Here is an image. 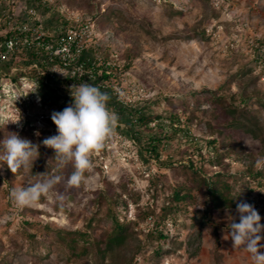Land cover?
I'll return each instance as SVG.
<instances>
[{"label": "rangeland", "instance_id": "374dc122", "mask_svg": "<svg viewBox=\"0 0 264 264\" xmlns=\"http://www.w3.org/2000/svg\"><path fill=\"white\" fill-rule=\"evenodd\" d=\"M37 2L0 0V11L8 7L15 9L14 14L22 15L20 10L27 5L41 7L45 34L53 40L61 26L71 25L75 20L88 21L90 35L85 43V59L95 57L102 63L108 54L109 66L116 67L111 80L99 86L116 98L115 104L122 102L126 108L156 114L161 117L156 125L161 124L166 135L175 130L176 134L156 161L145 151L151 133L143 131L141 140H136L128 127L126 113L117 114L119 125L115 135L91 157L93 169L85 174L80 186L69 187L67 179L74 168L59 167L55 151L42 141L57 134L51 114L69 105V89L75 83L63 78L65 71L60 64L55 69L46 68L48 74L54 75L55 70L62 78H53L48 84L45 79L35 77L29 68L21 76H3L1 88L9 85L5 91L0 89V140L8 132H17L45 148L42 153L39 149L38 159L42 158L50 174L35 173L38 159L33 168L16 174L6 165L0 168V264H38L34 256L26 253L29 242L24 234L27 228L24 221L50 223L99 240L109 224L95 213V202L108 192H122L120 185L125 182L136 192L129 202L130 218L146 204L159 213L170 194L169 187L185 182L177 166L187 162H193L208 177L219 171L244 174L235 188L244 192L243 198L255 206L264 223V178L254 179L247 173L252 164L253 175L264 172V167H257V160L264 158V109L255 101L264 99V66L255 59L257 41L264 42V0H48V7L44 8ZM103 14L110 15V20ZM128 49L137 58L124 72ZM214 91L225 98L227 106L247 108L248 120L240 119L246 128L231 126L235 119L213 102ZM113 106L108 105L112 111ZM171 117L178 119L174 126ZM20 118L22 127L10 123ZM250 120H256L258 129ZM152 128L157 126L152 124ZM248 130H255V135ZM213 140L215 145H210ZM214 152L225 156L222 165L208 163ZM55 176L60 181L50 194L42 196V201L25 207L14 203L13 188ZM151 176L159 177L155 193L149 186ZM186 184L192 185L188 181ZM193 193L197 200L187 207V212L177 213L176 225H167L165 229L172 243L164 245V250L170 247L173 253L160 259L154 257L155 248L143 244L141 231L147 232L149 227L145 221L138 228V238L103 264H252L249 253L234 249L231 239L223 238L232 217L239 222L236 209L212 213L202 229L199 254L192 258L186 253L184 244L193 232L194 217L206 206L203 193L196 190ZM214 231L220 241L218 256ZM45 253L47 248L43 250ZM40 264L68 263L53 252ZM90 264H94L92 259Z\"/></svg>", "mask_w": 264, "mask_h": 264}, {"label": "trees", "instance_id": "16d2710c", "mask_svg": "<svg viewBox=\"0 0 264 264\" xmlns=\"http://www.w3.org/2000/svg\"><path fill=\"white\" fill-rule=\"evenodd\" d=\"M103 17L108 20L111 18L110 15L105 14H103ZM263 46L264 42L258 40L255 46V59L259 65L264 66ZM124 56L126 63L123 71L126 72L130 69L132 62L137 58V55L132 49H128L126 50ZM33 57L34 56H32V58ZM86 66L88 70H91L92 72L91 77H85L81 80L75 81V84L87 82L99 87L102 92H106L108 94L107 89L104 90L105 88L102 85L99 86L100 83L109 82L114 73V69H116V67L109 66L108 54L104 56L102 63H100L95 57L89 58ZM211 95V99L215 102L216 106L223 108L226 113L230 114L235 119L233 120L234 122L231 126L245 127V125L241 123L240 119L243 118L245 121L248 120L247 115L249 111L247 108L244 107L240 109L233 106H227L225 98L223 96H219L218 92H211ZM115 101L116 98L110 96L108 105H114L113 110L116 114L126 113V116L129 119L128 127L131 129L132 135L136 140H141L140 138L143 137V131L151 133L147 137V146L145 151L151 158L159 161L161 158V151L164 150L169 144V141L174 138L176 130L173 134L166 135L161 124L156 125V123L161 119L160 116L151 114L150 112L146 113L143 110H137L136 108L130 106H128V109L122 102H117L115 104ZM255 101L260 108L264 109V99H257ZM243 109H245V111ZM175 118H170L172 126H174V122L178 123V119ZM253 118L254 117L251 119ZM250 121L253 122V127L258 129V125L255 123L256 120ZM152 124L157 126V128H152ZM4 128L5 127L2 129ZM254 131L255 130H248V132L253 134L255 133ZM209 144L215 145V141H210ZM39 149L42 153L45 148L39 147ZM224 160V155L214 152L208 160V163H211L212 165H222ZM253 168L254 164L249 166L247 169V173L251 175L248 177L263 179L264 172L258 171L255 175H253ZM177 169L182 170L186 180L177 186L174 185L169 187L170 194L165 199V204L159 213L156 212L149 204H146L145 207L137 209L133 217L130 218L129 202L136 192L132 191L130 186L125 182L120 185L122 192H108L101 195L95 202V213L97 215H102V219L109 224V228H107L104 235L99 240L92 239L90 234L80 231H67L62 228H56L50 223L36 224L35 222L24 221L23 223L25 227H27L26 230H24V234H26L29 242L26 253L34 256L37 261L36 263L38 264L50 257L53 252H57L62 255L68 264H90V259L94 261V264H103L107 258L116 257L120 251L126 248L131 240L137 239L140 231L138 228H140L141 223H144L151 217L153 220L152 227H148L147 232L143 230L141 231L144 237L143 244H150L153 248H155L154 257L160 259L164 255L173 253V249L170 247L164 250V245L172 243L171 236L165 230L167 225H176L177 213L181 212V210H184L183 212H187V207L197 200L195 194L193 193V191L196 190L203 193L206 206L203 210H201L198 217H194V222L191 226L193 228V232L188 234L184 244L186 253H188L192 258L196 257L201 249L202 229L205 224L209 223L212 213L233 211L236 209L238 203L242 201L246 202L243 198L244 192L237 191L235 188V185L239 184L245 176L242 173L226 174L225 171H219L208 177L201 169L199 170L196 168L193 162L181 163L179 167L177 166ZM34 171L37 174L43 171L46 176L50 174V168L47 169L45 167L41 157L37 160L34 166ZM87 173L88 172L85 174ZM149 178V186L155 193L159 186V177L157 178L155 176H151ZM186 181L190 182L192 185H187ZM232 181L234 184L231 183ZM39 201H42V196ZM214 233L216 240L215 255L218 256L220 241L217 231H214ZM44 248H47V253L43 255Z\"/></svg>", "mask_w": 264, "mask_h": 264}, {"label": "clouds", "instance_id": "9594fccd", "mask_svg": "<svg viewBox=\"0 0 264 264\" xmlns=\"http://www.w3.org/2000/svg\"><path fill=\"white\" fill-rule=\"evenodd\" d=\"M63 74V73H62ZM64 75V74H63ZM71 102L62 111H53L51 120L57 134L42 143L55 151L54 159L63 168L71 165L74 171L67 179L69 187H78L85 180V173L93 169L91 157L102 150L105 142L115 135L118 115L108 107L110 96L99 87L84 82L70 86ZM22 127L21 118L10 122ZM0 140V168L5 165L16 174L33 168L39 157V145L23 138L17 132H8ZM257 167H264V158L257 160ZM60 177H48L34 184L13 188L11 197L17 206H33L41 196L52 192ZM239 222L232 217L228 233L234 249L250 254L252 264H264V224L254 205L240 202L236 206Z\"/></svg>", "mask_w": 264, "mask_h": 264}, {"label": "built area", "instance_id": "2783aa9c", "mask_svg": "<svg viewBox=\"0 0 264 264\" xmlns=\"http://www.w3.org/2000/svg\"><path fill=\"white\" fill-rule=\"evenodd\" d=\"M37 1L40 6V2L42 3L43 8L48 7V0ZM6 9L0 11V80L3 76L7 78L13 75L17 77V74L21 76L27 73L26 69L29 68L35 72V77L45 79L44 82L48 84L53 78L62 79L55 70H52L54 75L47 73L48 66L55 69L57 64L65 71L63 78L69 79L72 83L91 77L92 72L88 70L86 66L88 60L85 59L87 50L85 43L90 35L88 21L75 20L71 25L61 26L56 39L53 40L45 34L41 7L27 5L21 8L22 15L14 14L15 9L8 7ZM16 65L24 67L17 68ZM8 85L5 84L3 88L0 86V89L5 91ZM147 225L152 227L151 217L148 218Z\"/></svg>", "mask_w": 264, "mask_h": 264}]
</instances>
